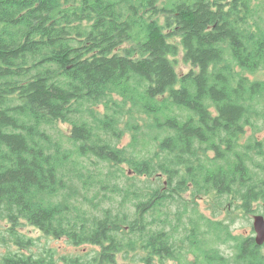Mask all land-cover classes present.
I'll return each instance as SVG.
<instances>
[{
	"label": "trees",
	"instance_id": "trees-1",
	"mask_svg": "<svg viewBox=\"0 0 264 264\" xmlns=\"http://www.w3.org/2000/svg\"><path fill=\"white\" fill-rule=\"evenodd\" d=\"M179 51L191 68L178 75ZM262 125L264 0H0V221L14 245L32 242L28 224L98 246L99 264H226L209 247L222 223L194 200L249 190L264 147L240 140Z\"/></svg>",
	"mask_w": 264,
	"mask_h": 264
},
{
	"label": "flooded vegetation",
	"instance_id": "flooded-vegetation-1",
	"mask_svg": "<svg viewBox=\"0 0 264 264\" xmlns=\"http://www.w3.org/2000/svg\"><path fill=\"white\" fill-rule=\"evenodd\" d=\"M248 129L251 130L252 128H246V130ZM257 142L260 146L263 145L264 147L261 140H257ZM262 161L264 164V157H262ZM253 170L256 175L252 182L248 184L249 190L237 191L231 186L230 190L227 192L225 196L227 210L225 222L220 220L213 221L222 223L221 225L224 229V233L223 239H219V248L218 246H214L212 249L218 256L225 259L226 264H264V242L260 245L256 242L257 233L254 228L256 217H260L264 221V169L255 168ZM207 219L212 221L209 218ZM246 221H249L247 225L243 223ZM53 239H64L70 245H73L66 238ZM31 240L32 242H28L27 246H22L25 251L21 252V255L28 259L32 258L35 261L39 258V252H37V248L36 251L34 250V239ZM47 248L48 249L43 251V257L49 258L50 256L52 264H59L53 249ZM61 264H99V258L92 257L91 259H86L80 257L76 259H66Z\"/></svg>",
	"mask_w": 264,
	"mask_h": 264
},
{
	"label": "rangeland",
	"instance_id": "rangeland-1",
	"mask_svg": "<svg viewBox=\"0 0 264 264\" xmlns=\"http://www.w3.org/2000/svg\"><path fill=\"white\" fill-rule=\"evenodd\" d=\"M176 65L175 70L179 74L182 72L188 71L191 66L187 63L183 62L182 52L179 51L178 56L176 57ZM262 74H259L258 77H261ZM57 128L59 131L64 133L67 132L69 127L64 124H58ZM261 140L264 144V125L259 126L258 128H252L251 130H246L245 136L240 140L241 144L247 143L248 140ZM130 141V134L125 133L122 138L120 139V146H125ZM126 177H132L133 175L128 171L127 168H124ZM89 199L91 198V193L88 194ZM182 198L186 201H190V193L186 192L182 195ZM94 201V200H93ZM223 204L216 200L213 195L209 196H199L196 197L194 200V208H192L193 211H197L200 215L211 219L212 221H223L225 222V216H226V199H222ZM107 207V203H104V205L101 208ZM100 208V206H99ZM182 209V208H181ZM170 211V218H174L173 214L176 211L175 207H172ZM186 214V213H185ZM188 214H191L190 211ZM186 222V216L181 217V223L179 225V232H185L183 227ZM249 221L243 222L244 224H248ZM241 231V230H240ZM8 232V224L5 221H0V258L3 255H8L9 253L12 254H19L21 255V252H24L25 250L22 248V246L14 245L10 241ZM18 234L23 236L24 238H31L34 239L33 246H35L34 250L39 252V256H43L45 249H48L47 247L53 249L54 255H56V258L59 261V264L63 263L66 259H76V258H86L91 259L92 257L96 258L99 252L101 253V248L90 245V244H82V245H70L66 240H54L53 238H49L47 236H44V233L40 232L37 228L32 227L28 224H22L18 228ZM209 239V238H208ZM222 239L218 235V239L216 238L215 233L211 235V242L209 243V247L212 248L214 246L220 245V240ZM32 246V247H33ZM37 248V249H36ZM219 248V246H218ZM137 256V252H135ZM134 252L129 253L125 255L124 253L120 252L116 255L115 261L113 264H142L141 262H137V256ZM192 255H190V258ZM153 264H160L159 261L153 260ZM164 264H176L173 261H165Z\"/></svg>",
	"mask_w": 264,
	"mask_h": 264
},
{
	"label": "water",
	"instance_id": "water-1",
	"mask_svg": "<svg viewBox=\"0 0 264 264\" xmlns=\"http://www.w3.org/2000/svg\"><path fill=\"white\" fill-rule=\"evenodd\" d=\"M254 228L257 233L256 242L260 245L264 242V221L260 217H256Z\"/></svg>",
	"mask_w": 264,
	"mask_h": 264
}]
</instances>
